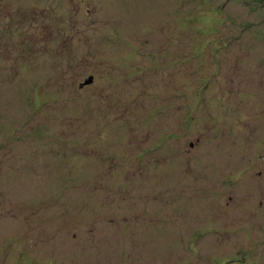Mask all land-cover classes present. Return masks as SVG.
Returning <instances> with one entry per match:
<instances>
[{"label": "rangeland", "instance_id": "obj_1", "mask_svg": "<svg viewBox=\"0 0 264 264\" xmlns=\"http://www.w3.org/2000/svg\"><path fill=\"white\" fill-rule=\"evenodd\" d=\"M0 264H264V0H0Z\"/></svg>", "mask_w": 264, "mask_h": 264}, {"label": "water", "instance_id": "obj_2", "mask_svg": "<svg viewBox=\"0 0 264 264\" xmlns=\"http://www.w3.org/2000/svg\"><path fill=\"white\" fill-rule=\"evenodd\" d=\"M92 82V77L89 76L86 80H84L82 83H80V87L86 84H89Z\"/></svg>", "mask_w": 264, "mask_h": 264}]
</instances>
